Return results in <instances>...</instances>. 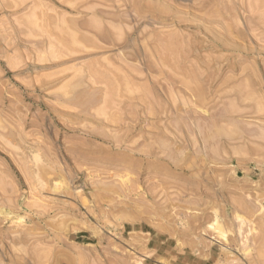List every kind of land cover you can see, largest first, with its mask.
Wrapping results in <instances>:
<instances>
[{
    "label": "rangeland",
    "instance_id": "obj_1",
    "mask_svg": "<svg viewBox=\"0 0 264 264\" xmlns=\"http://www.w3.org/2000/svg\"><path fill=\"white\" fill-rule=\"evenodd\" d=\"M0 264H264V0H0Z\"/></svg>",
    "mask_w": 264,
    "mask_h": 264
}]
</instances>
